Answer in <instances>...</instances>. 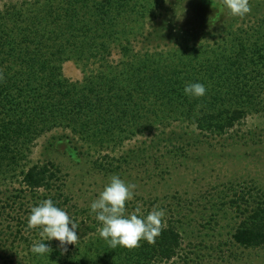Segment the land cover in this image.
I'll return each mask as SVG.
<instances>
[{
	"label": "rangeland",
	"instance_id": "374dc122",
	"mask_svg": "<svg viewBox=\"0 0 264 264\" xmlns=\"http://www.w3.org/2000/svg\"><path fill=\"white\" fill-rule=\"evenodd\" d=\"M157 1L154 14L140 18L137 11L130 12L123 21L135 34L128 36L140 55L153 52L161 62L171 57L161 66L180 64V46L187 48L183 57H205L201 53L213 51L220 56L235 52L240 42L249 46L264 36V0H249L250 12L243 17L230 15L226 8L217 17L216 9L199 0ZM37 2L41 0H0V27L5 24L12 33L6 11L16 6L30 12L42 7ZM119 59L121 52L112 46L108 62ZM60 64L62 76L72 82L82 80V71L89 74L99 68L96 59L68 58ZM193 69L191 73L202 75L198 67ZM253 84L244 117L223 133L201 131L179 113L159 116L144 132L111 148L86 145L60 127L38 135L19 162L0 173V264H136L127 248H109L89 215L91 200L112 175L136 186L127 212L161 207L163 224L176 227L181 235L176 256L155 264H264V246L244 247L232 239L239 222L264 194V92L258 89L260 82ZM145 109L139 113L140 127L154 118ZM156 115H161L159 110ZM45 163L59 170L54 183L62 195L56 199L58 206L79 225L74 245L45 241L52 249L49 256L32 252L33 243L43 237L40 228L28 226L27 215L39 201L52 199L55 190L33 192L22 183L26 169Z\"/></svg>",
	"mask_w": 264,
	"mask_h": 264
},
{
	"label": "trees",
	"instance_id": "16d2710c",
	"mask_svg": "<svg viewBox=\"0 0 264 264\" xmlns=\"http://www.w3.org/2000/svg\"><path fill=\"white\" fill-rule=\"evenodd\" d=\"M132 1L41 0L37 3L42 7L30 12L16 6L6 11L12 33L1 25L0 173L17 164L38 135L53 128L68 129L86 145L111 148L141 129L144 132L159 116L180 113L201 131L223 133L244 117V106L254 95L253 83L260 82L258 89L264 92L263 35L249 46L239 41V48L228 55L213 51L201 53L205 57H183L187 48L180 46V64L161 66L171 57L166 55L161 62L159 54L140 55L128 36L133 34L131 27L123 21L127 13L132 16L130 12L137 11L140 18L154 14L158 1ZM198 2L216 9L217 17L222 15L221 0ZM112 46L121 52L116 64L108 62ZM68 58L96 59L99 68L89 74L82 71V80L72 82L61 74L60 63ZM195 67L202 75L191 73ZM191 82L203 83L205 95L185 96L183 87ZM143 109L154 118L145 119L140 127ZM157 110L161 115L155 116ZM58 172L52 163L35 164L22 173V183L33 192L54 188L52 200L58 206L56 199L62 196L54 184ZM261 198L232 234L241 246H264V194ZM180 242L177 228L163 224L153 243L141 240L126 250L136 264H155L174 258Z\"/></svg>",
	"mask_w": 264,
	"mask_h": 264
},
{
	"label": "clouds",
	"instance_id": "9594fccd",
	"mask_svg": "<svg viewBox=\"0 0 264 264\" xmlns=\"http://www.w3.org/2000/svg\"><path fill=\"white\" fill-rule=\"evenodd\" d=\"M224 8L232 16L243 17L250 12L249 0H222L221 11ZM183 93L188 97H202L206 87L200 82L187 83ZM135 187V184L112 175L89 204V215L98 222L99 235L110 249L118 246L134 248L141 240L153 243L163 227L165 210L161 207L154 205L146 213L141 212L140 208L127 212L126 205L133 199ZM27 224L30 228L41 229L43 239L35 241L31 248L37 255L49 256L52 251L45 241L54 239L61 245H74L79 239V225L51 198L41 200L30 208Z\"/></svg>",
	"mask_w": 264,
	"mask_h": 264
}]
</instances>
